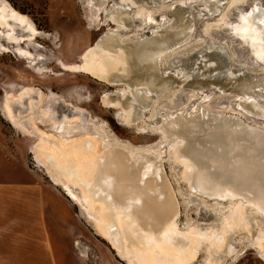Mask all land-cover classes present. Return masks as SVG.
<instances>
[{
  "label": "rangeland",
  "instance_id": "obj_1",
  "mask_svg": "<svg viewBox=\"0 0 264 264\" xmlns=\"http://www.w3.org/2000/svg\"><path fill=\"white\" fill-rule=\"evenodd\" d=\"M150 1L0 0V9L6 6L24 18V26L8 19L18 43L9 40L10 27L0 25V157L8 161L0 167L25 173L35 186L49 190L64 205L66 230L76 238L79 263L131 264L98 225L102 203L94 198L89 205L83 183L69 182L67 175L56 173L49 156L55 158L57 150H65L64 155L76 156L73 162L80 168L89 167L111 147L124 149L134 164L143 162V155L160 157V168L178 204V230L191 235L195 248L186 264H264V212L241 197L210 198L192 190L184 164L169 147L172 142L167 144L157 130L164 116L200 105L210 113L230 115L264 131L263 118L236 104L240 93L223 92L219 83L211 82L220 72L227 76L222 82L229 86L244 76H264V63L253 60L223 28L238 22L237 14L256 3L264 7V0ZM212 1L215 5L208 6ZM120 7L129 17L128 25L110 17ZM177 10L191 34L160 55L159 77L175 82L155 94L147 109L136 101L137 107L132 105L128 81H106L78 68L84 53L99 48L98 41L107 33H120L122 45L137 44L173 21L171 14ZM101 51L113 61L118 59L116 51ZM110 71L127 75L122 69ZM198 82L204 84L201 89L192 87ZM134 87L150 93L145 85ZM133 110L138 114L131 112L135 116L128 117ZM83 142L96 153L95 158L88 160L89 151L76 149ZM159 254L154 253L157 263L175 264Z\"/></svg>",
  "mask_w": 264,
  "mask_h": 264
},
{
  "label": "bare ground",
  "instance_id": "obj_2",
  "mask_svg": "<svg viewBox=\"0 0 264 264\" xmlns=\"http://www.w3.org/2000/svg\"><path fill=\"white\" fill-rule=\"evenodd\" d=\"M259 3L247 12L238 14L239 21L231 25V29L234 35L250 46L255 58L264 62V7ZM120 10L121 7L114 9V16L110 17L124 25V18L128 15ZM8 19L24 26V18L6 6L0 9V25L10 27L8 38L18 43L20 39L14 36V26L9 24ZM161 28L151 38L158 37V41H153L149 44V49H142L136 55L142 70L148 75L147 81H143L149 88V95L142 94L133 87L137 85H129L138 103L145 106V109L149 107L157 90L166 86V82H158V59L168 45L165 41L166 33L180 37L191 30L184 22L173 24V21ZM110 35L98 45L99 48L84 53L83 64L78 68L106 81L118 74L110 71L112 68L122 69L128 74L125 75L127 77L135 76L132 75L133 55L125 48L126 44L119 42L120 33ZM115 42L119 44L118 51L112 45ZM102 48L116 51L118 59L111 60L101 51ZM262 78V84L253 89L246 87L248 93L239 98V106L264 119V76ZM134 81H139V78ZM7 109L10 111L9 103ZM130 116L131 112L128 113V117ZM157 128L160 135L167 139V144L172 142L169 147L173 150V155L184 164L186 179L196 192L222 199L241 197L247 204L264 212L263 130L230 115L210 113L200 105L192 111L184 110L175 115L164 116ZM87 144L83 142L76 149L84 153L89 151L91 157H86L89 160L95 158L96 153ZM64 151L57 150L56 156L53 155L56 159L49 156L51 167L56 173L67 175L69 182L83 183L84 199L89 205L94 198L102 203L97 218L98 225L103 234L118 247L123 257H128L131 264H160L154 257L155 251L171 258L175 264H186L187 258L194 256L191 235L178 230V204L174 191L160 168V157L153 159L143 155V162L134 164L130 162V156L124 149L111 147L101 157L91 160L89 167L80 168L73 162L76 161V156L64 155ZM62 152L64 156L61 155ZM44 156L47 157V154ZM58 163H61L60 167ZM71 167L73 170H70ZM217 239L219 237L215 240Z\"/></svg>",
  "mask_w": 264,
  "mask_h": 264
},
{
  "label": "crops",
  "instance_id": "obj_3",
  "mask_svg": "<svg viewBox=\"0 0 264 264\" xmlns=\"http://www.w3.org/2000/svg\"><path fill=\"white\" fill-rule=\"evenodd\" d=\"M15 171L0 167V264H83L64 205Z\"/></svg>",
  "mask_w": 264,
  "mask_h": 264
},
{
  "label": "water",
  "instance_id": "obj_4",
  "mask_svg": "<svg viewBox=\"0 0 264 264\" xmlns=\"http://www.w3.org/2000/svg\"><path fill=\"white\" fill-rule=\"evenodd\" d=\"M164 0H152L150 1V3L154 2V3H161L163 2ZM211 5H215V3L212 1V2H209L208 6H211ZM181 10V9H179ZM181 12H179L178 10L177 11H173L172 12V16H174V20H173V24H177V23H183L181 22L180 20H182L181 18H178V16L180 15ZM241 12H239L238 14H240ZM238 14H237V17H238ZM237 21H239V19L237 18ZM187 22V21H184V23ZM238 22H236L235 24H237ZM129 24V17H125L124 18V25H128ZM234 24V23H233ZM233 24H230V25H224V31L228 32L229 36H231L232 38H234V40L236 42H238L239 44L243 45L248 53H249V56L255 60L256 62L258 63H264V62H261L260 60L256 59L255 56L253 55L252 53V50L250 48V46L244 42L239 36L237 35H234L232 33V29H231V25ZM173 33H166V36H165V41L168 43L167 47L164 48L163 50V53L169 51L170 49H172V47L174 46H179L180 44L184 43L187 38L190 36L191 34V31H187V32H184L183 35H181L180 37H175L172 35ZM107 36H111L109 33H107L106 35H104V37H102L99 41H98V45H100L101 43H103V41H105L107 39ZM158 41V37L156 38H153V39H148V40H145V41H142V42H139L137 44H126L125 45V48L129 51V54L133 55V59H131V62H132V75H135L139 78V81H133V82H129V78L130 77H127L125 76L124 74H116V75H112L108 81H118V82H126L128 81V85H145V80L147 81V78H148V75L146 74L145 71L142 70V65H141V62L137 60L136 58V55L143 49H149L148 46L149 44H151L153 41ZM112 45H115V47H118L119 44L118 42H115L114 44ZM162 54V53H161ZM214 58L217 59V56L215 55ZM220 64L222 66H226V62L225 61H221ZM217 78H219L217 80ZM228 79L227 76L225 75L224 72H220V74L217 75L216 79L212 80L211 82H213L215 84V82L219 83L218 87H219V90H222L223 92H228V91H231V92H237V93H240L241 94V97L244 96L247 92L246 90V87L249 86L251 87L252 89L260 84H262V76L261 75H256V76H250V77H242L239 79V82L236 83V85H233V86H229L228 82H222L224 79ZM144 80V81H143ZM217 80V81H215ZM166 82V86H164L163 88L161 87L159 90H157V93H162L164 91H166L168 89V87L173 83L175 82V80H172V81H165L164 79L158 77V82ZM201 82V81H200ZM198 82L197 84H193L192 87H194L195 89H201L204 85L203 83H200ZM127 99H129V97H127ZM236 104L238 105V107L242 108L241 106H239V100H235ZM125 107H127L128 104L124 103L123 104ZM145 107V106H144ZM243 109V108H242ZM244 110V109H243ZM246 111V110H245ZM130 121H134V119H131ZM158 130V128H157ZM159 135H160V132L158 131ZM161 136V135H160ZM162 137V136H161ZM163 138V137H162ZM192 188V187H191ZM192 190H194L192 188ZM195 191V190H194ZM196 192V191H195ZM198 193V192H197ZM201 194V193H199ZM201 195H204V194H201ZM204 196H207V197H210V198H213L209 195H204Z\"/></svg>",
  "mask_w": 264,
  "mask_h": 264
},
{
  "label": "flooded vegetation",
  "instance_id": "obj_5",
  "mask_svg": "<svg viewBox=\"0 0 264 264\" xmlns=\"http://www.w3.org/2000/svg\"><path fill=\"white\" fill-rule=\"evenodd\" d=\"M127 75H128V74H127ZM131 77H132V76H131ZM131 77L129 78L130 80H131ZM136 78H138V77H136ZM134 80H136V79H134ZM134 80H131V82L134 81ZM129 87H130V86H129ZM133 87H134V86H133ZM131 91H132V89H131ZM132 93H133V91H132ZM140 93L145 94V91H144V92H143V91L141 92V90H140ZM240 97H241V96H240ZM240 97H239V98H240ZM239 98H238V100H239ZM146 99H148V98H146ZM130 101L133 102V103H135V101H136L137 104H140V103H138V101H137L135 95H133V99H130ZM136 103H135V104H136ZM132 105L134 106V104H132ZM140 105H142V104H140ZM136 107H137V105L135 106V108H136ZM130 112H134L135 114H137V111H136V110H133V111H130ZM134 113L131 114L132 117L135 116ZM131 116H130V117H131Z\"/></svg>",
  "mask_w": 264,
  "mask_h": 264
}]
</instances>
